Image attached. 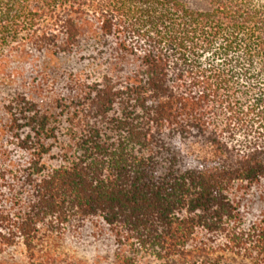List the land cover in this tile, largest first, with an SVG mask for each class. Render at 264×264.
Returning <instances> with one entry per match:
<instances>
[{
    "label": "trees",
    "instance_id": "1",
    "mask_svg": "<svg viewBox=\"0 0 264 264\" xmlns=\"http://www.w3.org/2000/svg\"><path fill=\"white\" fill-rule=\"evenodd\" d=\"M205 2L0 0V77L74 52L88 14L109 49L73 107L19 98L25 124L1 127L28 159H0V255L58 264L52 237L99 219L114 264H264L233 194L264 180V0Z\"/></svg>",
    "mask_w": 264,
    "mask_h": 264
},
{
    "label": "rangeland",
    "instance_id": "2",
    "mask_svg": "<svg viewBox=\"0 0 264 264\" xmlns=\"http://www.w3.org/2000/svg\"><path fill=\"white\" fill-rule=\"evenodd\" d=\"M191 8L205 9V0H182ZM89 21L84 36L79 40L74 52L61 56L58 60L49 61L30 48L36 61L19 63L11 58L8 61V72L14 74L9 78L0 77V159L5 157L13 164L19 165L28 159V154L16 146V140L11 132H1V127L10 125L12 115L17 125L23 126L20 116L19 98H25L35 103L39 108L53 104L63 99L61 105L73 107L77 97H83L89 87L96 83L97 73L105 72L109 49L101 45L96 38L97 22L92 14L84 16ZM112 44L109 40L105 45ZM102 67L97 68V65ZM23 67L24 75L15 74V69ZM97 75V76H96ZM55 101V102H54ZM55 105V104H54ZM69 107V109H70ZM56 115L61 109H51ZM63 127L66 118H60ZM29 130L21 131L22 137L28 135ZM193 157L188 148L185 149ZM59 151L55 149L47 161L51 166L58 165L55 158ZM238 201L240 214L245 228L264 220V180L257 186L236 185L233 190ZM53 256L58 264H114L117 246L108 227L99 219H92L80 225L71 226L62 233L55 234L52 239ZM154 263V262H152ZM228 259L219 264H229ZM0 264H29L22 246L7 249L0 255Z\"/></svg>",
    "mask_w": 264,
    "mask_h": 264
}]
</instances>
